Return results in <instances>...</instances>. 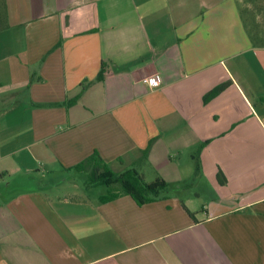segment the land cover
Instances as JSON below:
<instances>
[{
    "label": "crops",
    "instance_id": "0c3cea01",
    "mask_svg": "<svg viewBox=\"0 0 264 264\" xmlns=\"http://www.w3.org/2000/svg\"><path fill=\"white\" fill-rule=\"evenodd\" d=\"M94 152L204 186L33 185ZM0 264H264V0H0Z\"/></svg>",
    "mask_w": 264,
    "mask_h": 264
},
{
    "label": "trees",
    "instance_id": "16d2710c",
    "mask_svg": "<svg viewBox=\"0 0 264 264\" xmlns=\"http://www.w3.org/2000/svg\"><path fill=\"white\" fill-rule=\"evenodd\" d=\"M105 72V64L102 63L95 79L97 81L103 80ZM225 86L226 83L217 86L215 89L210 91L205 98L208 99L213 97ZM142 153L146 156L147 149H144ZM85 165L89 166V186L104 185L111 187L113 183H116L117 187H119L120 193L132 196L138 203L149 202L158 197H165L172 190L187 188L190 186V183L187 182L177 183L174 185L169 184L163 179L146 182L143 175L134 169L114 171L101 159L97 152H94L92 156L78 163L73 167V169L80 170ZM198 169L199 162L196 158L195 174ZM118 194L119 193L111 192L106 196V198L116 197Z\"/></svg>",
    "mask_w": 264,
    "mask_h": 264
},
{
    "label": "rangeland",
    "instance_id": "374dc122",
    "mask_svg": "<svg viewBox=\"0 0 264 264\" xmlns=\"http://www.w3.org/2000/svg\"><path fill=\"white\" fill-rule=\"evenodd\" d=\"M128 169H131V168H128ZM88 174H89L88 172L74 173V171H73L70 174H65V173H59V172L51 171V173H44V175L40 174V176H37L39 181H41V182L40 183L34 182L33 185L37 186V187H41V189L45 190L46 193L53 196L55 194H62L64 191L74 189L72 186L80 187V186L84 185L85 183H88V185H89L90 179H89ZM149 177H150V175L146 176L147 181L148 180L150 181ZM186 181H188L189 183H192V181L194 182L195 186L192 187L193 190H195V188H196V190L199 191L200 188H202L204 186V182L202 180L197 181V179H195V177L191 176V174L189 176H187ZM195 181H197V182H195ZM112 186L115 187V189H114V191H112V193H120L119 187H117L116 183H113ZM107 188H108V186L98 185V186L93 188V191L95 193H104L105 194V193H107ZM207 199H209V198H207ZM201 200L202 199H198L197 202H200ZM203 200H205V199H203Z\"/></svg>",
    "mask_w": 264,
    "mask_h": 264
},
{
    "label": "built area",
    "instance_id": "2783aa9c",
    "mask_svg": "<svg viewBox=\"0 0 264 264\" xmlns=\"http://www.w3.org/2000/svg\"><path fill=\"white\" fill-rule=\"evenodd\" d=\"M142 81L147 83L148 85H150L152 87H156V86L160 85V82H161V80L158 76H147V77L143 78Z\"/></svg>",
    "mask_w": 264,
    "mask_h": 264
}]
</instances>
